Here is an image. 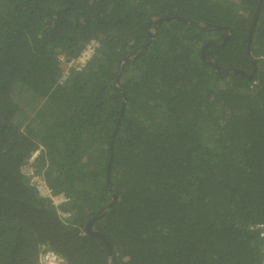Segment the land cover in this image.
Instances as JSON below:
<instances>
[{"label":"trees","instance_id":"16d2710c","mask_svg":"<svg viewBox=\"0 0 264 264\" xmlns=\"http://www.w3.org/2000/svg\"><path fill=\"white\" fill-rule=\"evenodd\" d=\"M259 2L0 0V264H263Z\"/></svg>","mask_w":264,"mask_h":264},{"label":"built area","instance_id":"2783aa9c","mask_svg":"<svg viewBox=\"0 0 264 264\" xmlns=\"http://www.w3.org/2000/svg\"><path fill=\"white\" fill-rule=\"evenodd\" d=\"M99 48L100 43L97 40H92L87 44V46L84 48V50L80 53L78 57L67 60L64 56H60V66L62 68V75L59 80V83L64 84L66 82L72 69H76L77 71L82 70ZM261 59L264 61V55L261 57ZM39 153L40 150H37L32 155L28 162L29 165H34V161L36 158H38ZM30 181L32 185L37 189V192L41 196L50 199L52 201V204L60 206L63 203L69 201L67 196H65L64 194L55 195L54 192H52L47 187L48 184L45 183L46 181L44 182V178L41 175L32 176ZM59 214L63 219H67L70 217L69 212H59ZM257 228L261 231V237H264V226L258 225ZM40 255V261L37 264H66V260L53 250H44Z\"/></svg>","mask_w":264,"mask_h":264},{"label":"water","instance_id":"95a60500","mask_svg":"<svg viewBox=\"0 0 264 264\" xmlns=\"http://www.w3.org/2000/svg\"><path fill=\"white\" fill-rule=\"evenodd\" d=\"M262 1L259 2L258 6H257V9H256V13H255V16L253 18V22H252V26H251V29L249 31V39H248V46H247V50L249 52V54H251V40H252V37H253V32H254V29H255V26L257 24V19H258V16L260 14V11H261V4H262ZM171 19H178V20H182V21H185V22H188V23H191V24H196L195 22H193L191 19H188V18H182V17H173ZM218 29H221V27H216ZM146 48V46L135 56V57H138L141 55V52ZM251 57H252V60H253V67H254V72L256 71V68H257V63L255 61V59L253 58L252 54H251ZM125 101H126V98H125ZM124 105V104H123ZM125 106H123L122 108V113L124 112V109ZM116 197V196H115ZM117 198V197H116ZM111 206V205H110ZM106 244H107V241H106ZM109 244V243H108ZM107 244V245H108ZM109 246V249L111 250V246Z\"/></svg>","mask_w":264,"mask_h":264},{"label":"rangeland","instance_id":"374dc122","mask_svg":"<svg viewBox=\"0 0 264 264\" xmlns=\"http://www.w3.org/2000/svg\"><path fill=\"white\" fill-rule=\"evenodd\" d=\"M201 26H203V24H201ZM27 101H28V98H27ZM24 173L27 175V177H30V178H32V176L39 175L37 172H35V167L29 164L24 168Z\"/></svg>","mask_w":264,"mask_h":264},{"label":"flooded vegetation","instance_id":"af4514ba","mask_svg":"<svg viewBox=\"0 0 264 264\" xmlns=\"http://www.w3.org/2000/svg\"><path fill=\"white\" fill-rule=\"evenodd\" d=\"M210 45H214V44H212V43H208L206 47H208V46H210ZM204 58H205V59L207 58L206 60H208V62H210L211 64H213V66L217 67V63H216V62H213L212 59H211L210 57H205V55H204Z\"/></svg>","mask_w":264,"mask_h":264},{"label":"bare ground","instance_id":"6f19581e","mask_svg":"<svg viewBox=\"0 0 264 264\" xmlns=\"http://www.w3.org/2000/svg\"><path fill=\"white\" fill-rule=\"evenodd\" d=\"M32 184V183H31ZM48 187V186H47ZM56 205V204H55ZM40 261V260H39Z\"/></svg>","mask_w":264,"mask_h":264}]
</instances>
